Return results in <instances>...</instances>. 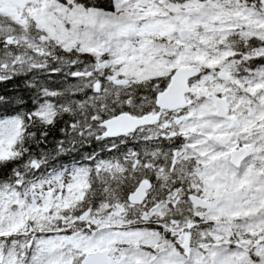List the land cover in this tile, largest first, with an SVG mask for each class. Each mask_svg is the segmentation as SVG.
Listing matches in <instances>:
<instances>
[{
    "label": "snow or ice",
    "instance_id": "6c2138e0",
    "mask_svg": "<svg viewBox=\"0 0 264 264\" xmlns=\"http://www.w3.org/2000/svg\"><path fill=\"white\" fill-rule=\"evenodd\" d=\"M13 81L0 264H264V0H0Z\"/></svg>",
    "mask_w": 264,
    "mask_h": 264
},
{
    "label": "trees",
    "instance_id": "16d2710c",
    "mask_svg": "<svg viewBox=\"0 0 264 264\" xmlns=\"http://www.w3.org/2000/svg\"><path fill=\"white\" fill-rule=\"evenodd\" d=\"M53 79H55V77ZM53 86H56V85L54 84ZM22 90H23V85L19 81H13V82H7L6 84H0V93L12 95L13 93L17 91H22ZM58 138H59V133L56 131H53L49 136L50 141H54L55 139H58ZM49 147H51V144L49 145ZM93 147H96L97 151H99V148L95 144L93 145ZM88 150L90 151L91 149H88ZM63 159L66 160L67 157Z\"/></svg>",
    "mask_w": 264,
    "mask_h": 264
}]
</instances>
